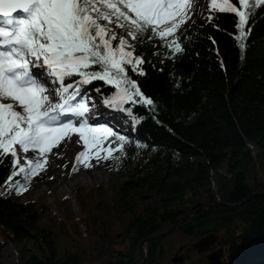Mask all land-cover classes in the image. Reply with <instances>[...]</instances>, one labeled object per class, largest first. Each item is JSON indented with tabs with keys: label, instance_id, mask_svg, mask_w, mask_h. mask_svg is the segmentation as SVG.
<instances>
[{
	"label": "trees",
	"instance_id": "trees-1",
	"mask_svg": "<svg viewBox=\"0 0 264 264\" xmlns=\"http://www.w3.org/2000/svg\"><path fill=\"white\" fill-rule=\"evenodd\" d=\"M230 3L243 10L238 0ZM206 8L184 26L185 51L175 59L158 39L132 41L144 58L140 67L145 75L131 70L128 75L154 99L155 108L126 105L138 119L129 116L133 133L122 165L144 164L135 179L115 188L114 198L123 210L117 222L92 234L91 222L106 218L103 208L90 206L81 218L43 229L39 221L45 208L0 195V256L10 243L33 241V252H22V264H142L139 248L145 239L167 232L205 204H235L256 195L241 207L199 213L171 235L149 242L146 264H178L182 250L184 264H191L192 254L212 238L218 239L212 250L225 247L224 264H264V6L256 7L245 26L250 35L243 51L235 39L238 17L216 11L206 22ZM85 87L87 94L103 99L115 92L100 80ZM10 160L0 164V185L10 173ZM146 190L159 195V205H131L132 194L142 196ZM190 193L192 199L186 200ZM84 224L88 232L83 235ZM118 246L123 250L111 259ZM200 254L195 264H216L214 252L209 261Z\"/></svg>",
	"mask_w": 264,
	"mask_h": 264
},
{
	"label": "snow or ice",
	"instance_id": "snow-or-ice-1",
	"mask_svg": "<svg viewBox=\"0 0 264 264\" xmlns=\"http://www.w3.org/2000/svg\"><path fill=\"white\" fill-rule=\"evenodd\" d=\"M205 3L206 22L216 11L238 17L235 39L243 51L250 35L245 26L264 0H238L243 10L230 0H0V164L11 157L0 195L28 191L49 158L60 155L53 149H66L73 135L83 147L73 172L95 167L93 159L99 164L126 158L130 139L100 123L102 113L90 107L85 86L100 80L113 87L104 106L135 122L134 109L126 105L155 108V101L128 75H145L132 41L158 39L175 59L185 51L184 26Z\"/></svg>",
	"mask_w": 264,
	"mask_h": 264
},
{
	"label": "rangeland",
	"instance_id": "rangeland-1",
	"mask_svg": "<svg viewBox=\"0 0 264 264\" xmlns=\"http://www.w3.org/2000/svg\"><path fill=\"white\" fill-rule=\"evenodd\" d=\"M206 7L207 4L205 3L204 8ZM203 9H200L199 14L194 15V17L200 16ZM87 95L89 99H91L94 106L99 105L101 107H104L105 109H108L109 112L114 115V117L117 116V118L114 119L118 127L117 129L114 128V130L118 131L120 134L126 135L127 137L133 133L132 119L129 116L123 115L113 109L104 106V99L101 96L96 95L92 92L88 93ZM113 147L115 148L116 145H113ZM143 164L144 163H142V160H139L137 166L135 168H131V166L126 167L122 165V161L118 163H114L111 161V168L105 171V173L103 174V180L101 182L92 184L79 183L75 187L66 189L63 192L62 189L53 192L51 190L49 191V193H44L43 196L37 199L24 198L26 192L19 196L14 194L10 195L16 202H32L38 209L42 207L45 208L44 214L39 221V226L43 229H51L55 227L57 223L66 218H81L82 214H84L86 209L90 206H93L94 209L99 210L103 208L104 217L106 219L100 221L97 224L91 222V233H101L107 230L110 222L115 224L119 218V215L123 211L120 209V207H118L117 202L114 198L115 188L124 182L135 179L137 177L136 170L141 168ZM73 166L74 165L72 164H68L65 170V174L69 177L64 181L63 187H66V185L70 183V178L72 176L74 177L77 173L80 172V169H82V166H77L79 167V171L73 172L71 171ZM58 171V173L60 174L61 170ZM220 173L224 174V171L221 170ZM17 178L19 179V177ZM58 179L59 177L57 178V180ZM45 184L47 185V182H45ZM218 187L219 186L215 184L214 190L217 191ZM192 197L193 194L190 193L188 194L186 200L192 199ZM159 200V195L156 192H152L149 190H146L142 196H140L138 192H134L130 197V203L135 207L138 205L156 207L159 205ZM86 232L88 231L86 225L84 224L83 226H81V233L84 235ZM217 242L218 239L212 238L211 242H205L207 243L206 246L204 245V243L203 246H201V243L197 251L204 254L203 259L207 261L210 260V257L214 252L216 264H224L222 258L225 247L221 245L220 251L215 252L214 250H212L213 246ZM33 250V241H27L22 244L10 243L3 250V252H6L4 257L1 258L0 256V264H22V252L26 251L28 254H31ZM121 250H123V247H116L112 252L111 259H114L115 255H117V253ZM198 252L192 254L188 262H190L191 264H195L196 262H198L201 258V254ZM177 257L182 258V260L178 262V264H184L187 260L186 252L184 250L180 251Z\"/></svg>",
	"mask_w": 264,
	"mask_h": 264
},
{
	"label": "bare ground",
	"instance_id": "bare-ground-1",
	"mask_svg": "<svg viewBox=\"0 0 264 264\" xmlns=\"http://www.w3.org/2000/svg\"><path fill=\"white\" fill-rule=\"evenodd\" d=\"M92 106L93 104L90 105V107ZM94 111L96 113H102V115L97 116V119L100 121V123H106L108 126L117 129L118 125H116L114 119L117 118V116L114 117V115H112L108 109H105L104 107H101L99 105L94 106ZM77 139L78 137L76 135H73V143H68L66 149L64 145H61V148L53 149V152L59 153L60 155L51 156L49 158V164L47 165L46 171L42 172L39 176L34 178L29 190L26 191L24 198L37 199L43 196L44 193H49V191L51 190L53 192L62 189L63 192L66 189L75 187L79 183L92 184L101 182L103 180V174L105 173V171L111 168V161H102L101 163L97 164L96 160L93 159L91 163L93 165H96L95 167L89 169H85L82 167L79 173L70 178V183H68L66 187H63L64 181L69 177L65 174V170L67 167H63V165H75V156L79 153V151L83 150L82 143H75ZM107 146L108 145L106 143L104 147ZM103 154L104 153L102 152V155ZM29 155H31V153H29ZM58 170H61L60 174L58 173ZM58 177L59 179L57 180ZM45 182H47V185L45 184ZM5 254L6 252L4 251L1 254V258H3Z\"/></svg>",
	"mask_w": 264,
	"mask_h": 264
},
{
	"label": "water",
	"instance_id": "water-1",
	"mask_svg": "<svg viewBox=\"0 0 264 264\" xmlns=\"http://www.w3.org/2000/svg\"><path fill=\"white\" fill-rule=\"evenodd\" d=\"M263 195H264V193L260 194V196H263ZM254 196H256V195H254ZM253 197H249L246 200H244L242 202H239V203H235V204H231V203L227 204V203H222V202L213 203V204H205V205L199 207L198 209L192 211L191 213H189L185 217H183V218L179 219L178 221H176L175 224L171 227V229L168 230L167 232H165V233H163L161 235H158V236H151V237L145 239L144 241H142V243L140 244V248H139L140 255H141L142 259H143L142 260V264H146V262H147L146 245L149 242L154 241V240L162 239V238L172 234L180 226V224H182L184 221L188 220L189 218H191L193 216H196L199 213L207 212L209 210H212V209H215V208H218V207H235V208L241 207V206L249 203ZM201 246H203V243H202ZM175 262H177V260H175Z\"/></svg>",
	"mask_w": 264,
	"mask_h": 264
}]
</instances>
